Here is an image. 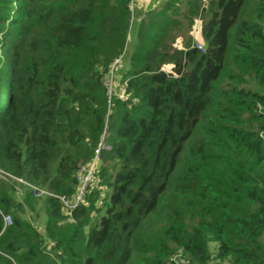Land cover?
<instances>
[{
  "label": "trees",
  "instance_id": "1",
  "mask_svg": "<svg viewBox=\"0 0 264 264\" xmlns=\"http://www.w3.org/2000/svg\"><path fill=\"white\" fill-rule=\"evenodd\" d=\"M12 1L0 0L1 176L69 198L105 128L99 154L118 166L96 216L46 196L43 232L16 216L2 231L13 201L0 190V264H208L210 243L220 262L264 264V0L262 23L247 0H210L203 51L164 48L170 72L155 47L137 56L111 114L101 80L123 49L122 10Z\"/></svg>",
  "mask_w": 264,
  "mask_h": 264
},
{
  "label": "rangeland",
  "instance_id": "2",
  "mask_svg": "<svg viewBox=\"0 0 264 264\" xmlns=\"http://www.w3.org/2000/svg\"><path fill=\"white\" fill-rule=\"evenodd\" d=\"M12 2L13 6H15L16 0ZM95 3L100 7L98 10L102 16L107 15L110 6L117 5V12L122 10V13H124L120 24L126 27L123 49L116 57V59H119L117 70L112 73L111 78L105 79L102 77L101 80V84H104L105 87L106 85L111 86L110 98L109 100L106 98L107 111L110 114L115 108V105L112 104V97L115 95L119 97L122 93L125 94L124 80L129 78L131 70L139 69L136 66V62H134L137 56L143 55L155 47L158 51L160 50V55L158 56V60L161 62L160 68L166 72H170L173 61L163 55L162 51H164V48H169L170 52L174 49L185 50L193 46L197 48V45L204 48L201 29L214 10V6L210 0H133L132 2L130 0H122V5L119 4L118 0H95ZM257 3L258 0H247L243 9V15H251L254 22L262 23L263 18L257 17L253 12L254 6ZM4 96V91L2 90L0 105L4 102ZM104 132L106 133V137L107 135L109 137V130L105 128L102 134ZM107 144L108 139L106 141L105 138L103 145L107 147ZM105 155L106 152L98 155L96 174L88 185L87 192L89 190L90 192L82 203V206L85 207L93 206L91 211L92 216L97 215V206H99L102 197L108 192L107 182L110 179V175L118 166L116 160L107 158ZM94 156L95 152H93V156L89 160L79 162L78 167L92 160ZM102 169L106 173L105 177L101 176ZM5 188L9 190L13 201V207L9 211L10 217L16 216L21 220H27L37 231L43 232L46 222V196L48 195L43 194L35 197L32 195V187L28 183H22L17 179L5 178L0 174V190ZM42 189L48 191L47 188ZM62 217V219L58 220L59 226L69 223L68 218H65L63 215ZM49 246L50 243H46V249H49ZM209 246L212 258L208 264H228L227 261L220 262L213 257L215 243H210ZM180 257L182 264H188L186 259L182 258L181 255L175 256V259L177 260Z\"/></svg>",
  "mask_w": 264,
  "mask_h": 264
},
{
  "label": "built area",
  "instance_id": "3",
  "mask_svg": "<svg viewBox=\"0 0 264 264\" xmlns=\"http://www.w3.org/2000/svg\"><path fill=\"white\" fill-rule=\"evenodd\" d=\"M131 2L133 0H130ZM197 48L201 51H203V48L201 46L197 45ZM115 61L111 65V68L103 75L105 79H108L109 77H112V73L117 70L118 64H119V59H114ZM103 83V82H102ZM105 86V85H104ZM108 87V88H107ZM106 94L107 98L109 100L110 95H111V86L106 85ZM118 96V95H117ZM120 99H125V95L122 93L119 95ZM106 138V133L104 132L102 134V137L97 145V148L94 150L95 156L92 160L88 161L82 166H79L76 173H75V182H76V188L75 192L71 197H66V196H58L55 195L49 191L38 189V188H31V191H33V195L35 197H38L40 195H48L50 197H54L60 201L62 204L63 209L65 210L66 214L71 215L72 211L76 209L80 203L83 202L84 196L87 192L88 185L92 182L94 179V173L96 170V160L98 158L100 150L103 148H107L106 146L103 145L104 141ZM2 231L7 228L9 225L12 224V219L9 214H4L2 215ZM179 255V254H178ZM177 256V255H176ZM175 258V257H174ZM179 262L181 261V257L179 259Z\"/></svg>",
  "mask_w": 264,
  "mask_h": 264
}]
</instances>
